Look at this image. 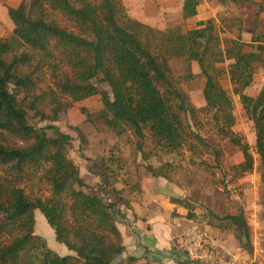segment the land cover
<instances>
[{"label":"trees","instance_id":"obj_1","mask_svg":"<svg viewBox=\"0 0 264 264\" xmlns=\"http://www.w3.org/2000/svg\"><path fill=\"white\" fill-rule=\"evenodd\" d=\"M202 1L184 0L182 18L197 16ZM218 1L254 3L259 13L264 10V0ZM8 13L13 34L0 37V264H135V257L115 263L125 250L118 221L123 207H131L117 183L123 179L141 190L138 153L148 161L206 148L222 167L221 137L243 153L231 168L234 179L252 173L255 155L234 130V102L221 84L224 70L218 64L226 59L234 60L229 68L233 91L254 120L264 183V86L256 96L246 92L263 59V37L253 39L254 50H247L249 43L240 36L224 46L212 18L187 30L182 25L163 30L130 16L123 0H22ZM174 57L198 64L205 78L204 106L197 107L183 87L195 74L176 75L170 64ZM105 83L110 89L101 88ZM95 96L102 102L100 111L83 106L82 112L118 136L106 154L83 152L88 170L100 178L98 188L84 180L69 154L72 135L53 124ZM45 121L49 124L41 126ZM128 134L135 141L128 145L130 156L123 147ZM146 167L153 176L169 179L164 166ZM172 200L198 220L189 200ZM37 210L74 254H59L36 232ZM212 215L233 225L241 247L253 252L243 211Z\"/></svg>","mask_w":264,"mask_h":264},{"label":"rangeland","instance_id":"obj_2","mask_svg":"<svg viewBox=\"0 0 264 264\" xmlns=\"http://www.w3.org/2000/svg\"><path fill=\"white\" fill-rule=\"evenodd\" d=\"M22 0H0V37H8L13 34L14 23L8 13L9 7H18ZM124 5L133 18L148 23L160 29L170 26L182 25L185 30L197 26L198 21L212 18L218 26L222 42L228 44L232 38L239 36L243 41L249 43L247 50L256 49L258 43H253L256 37H263L264 25L261 27V13L258 6L248 3L245 6H237L232 3L223 4L218 0H203L199 6V17L197 19H184L180 14V6L183 0H123ZM264 24V22H263ZM234 60L226 59L218 64L224 70L221 76V84L228 91L234 102V114L236 122L234 130L238 132L251 146L255 155V167L252 173L234 179L232 166L243 160L242 151L234 146L229 139L217 137V143L223 150V165L220 167L217 158L212 151L201 148L197 153L184 150L182 154H160L145 161L154 166H164L170 182V187L177 193H183L185 199L189 200L192 210L199 218L194 221L207 228L211 238L217 240L229 252L230 243L233 244V236L241 247L236 237L233 225L226 220L215 218V215L223 217L228 213L241 210L244 212L252 232L254 249L252 253L246 251L244 264H264V183L261 181V161L256 152V129L254 120L246 112L240 96L233 91V84L229 76L230 64ZM171 67L176 75H184L190 70L195 76L183 83L184 89L190 95L197 107L205 105L203 89L205 78L202 76L198 64L188 62L185 58L174 57L170 60ZM109 84L101 85V88L110 89ZM264 86V54L263 59L256 63L253 83L246 88L249 95L256 96ZM86 107L90 112L98 113L102 108L99 96L79 102L72 107L68 113L59 121L54 122L60 130L70 133L73 137V146L70 156L78 164L83 178L90 181L96 177L87 169V161L83 152L90 155H102L108 151L118 136L113 133L103 122L89 121L81 108ZM32 122H37L33 119ZM48 122H40L46 126ZM50 134L57 135L53 130ZM124 151L130 156L134 138L127 135ZM133 148V147H132ZM96 157V156H94ZM143 159V158H142ZM143 163L144 159L141 161ZM146 169L141 170L143 183L154 179L152 175L145 176ZM148 172V171H147ZM93 178V179H94ZM90 179V180H89ZM98 188V185H95ZM208 226V227H207ZM36 232L44 236L49 246L61 255L74 254L65 244L57 240L54 229L48 223L46 217L40 210L36 211ZM210 238V239H211ZM229 254H226L229 256ZM233 255V254H232ZM229 259V257H224Z\"/></svg>","mask_w":264,"mask_h":264},{"label":"crops","instance_id":"obj_3","mask_svg":"<svg viewBox=\"0 0 264 264\" xmlns=\"http://www.w3.org/2000/svg\"><path fill=\"white\" fill-rule=\"evenodd\" d=\"M183 2L180 6L181 15ZM260 13V25L263 27L264 10ZM198 17L199 15L188 18V20L197 19ZM84 154L88 157L96 156L86 153V150ZM136 159L141 190L128 186L123 179L117 183V188H124V195L130 200L131 207H123L122 216L118 221L125 250L116 258L115 263L126 262L129 257H135L137 258L135 264H220L218 261L215 263L194 261L182 252L177 245V235L195 224L203 228L205 226L195 223L187 216L189 209L184 204L172 200L173 197L184 199V196L183 193H177L169 186V179L163 176H153L147 172L146 166L148 163L145 160V163L141 162L143 160L141 153L137 154ZM86 169L88 170L87 166ZM142 169L147 170L146 173L143 172L145 176L149 177V175H152L154 178L149 180L147 184L143 183ZM93 178L91 177L90 181L85 178L84 180L88 184L95 186L100 182V178L98 176ZM205 229L207 230V228ZM233 240L234 243H230L229 246L230 254L226 251L227 249H225L224 245L216 244L217 240L211 238L210 243L217 254L229 257V259H237L238 264H244L243 260L246 257V251L238 246L234 236ZM226 254H229V256Z\"/></svg>","mask_w":264,"mask_h":264},{"label":"built area","instance_id":"obj_4","mask_svg":"<svg viewBox=\"0 0 264 264\" xmlns=\"http://www.w3.org/2000/svg\"><path fill=\"white\" fill-rule=\"evenodd\" d=\"M208 230L199 225H192L180 232L176 239L178 247L184 254L194 261L220 264H238L237 259H224L211 247Z\"/></svg>","mask_w":264,"mask_h":264}]
</instances>
